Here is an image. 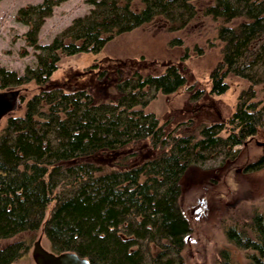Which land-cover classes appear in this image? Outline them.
Wrapping results in <instances>:
<instances>
[{"label": "trees", "instance_id": "obj_1", "mask_svg": "<svg viewBox=\"0 0 264 264\" xmlns=\"http://www.w3.org/2000/svg\"><path fill=\"white\" fill-rule=\"evenodd\" d=\"M58 1L17 8L15 19L27 26L26 44L38 49L35 63L21 73L0 66V89L29 82L39 87L22 114L7 116L0 129V228L11 218L26 217V230L40 228L50 250L74 251L89 264H187L181 255L189 224L178 204L180 176L203 150L241 144L264 118V96L258 98L256 89L264 84V0H213L202 8L220 20L221 58L209 73V91L223 92L228 73L249 84L226 123H201L185 133L165 131L152 112L143 110L141 98L144 87L167 94L184 85L186 77L175 66L159 74L137 73L131 83L122 79L120 93L107 101H94L82 88L68 91L48 82L61 54L96 52L112 35L156 15L168 29L183 27L195 14L191 0H86L88 13L38 44L42 20ZM145 138L155 153L139 163L126 156L111 165L93 158ZM258 162L264 164V156L248 165ZM223 232L244 252L245 264H264V213L253 211L225 224ZM26 249L21 241L6 244L0 264H11ZM215 264L234 263L219 248Z\"/></svg>", "mask_w": 264, "mask_h": 264}, {"label": "rangeland", "instance_id": "obj_2", "mask_svg": "<svg viewBox=\"0 0 264 264\" xmlns=\"http://www.w3.org/2000/svg\"><path fill=\"white\" fill-rule=\"evenodd\" d=\"M41 0H0V66L21 73L26 65L33 66L38 49L26 44V25L15 19L18 7ZM213 0H191L193 17L181 28L168 29L161 15L128 31L116 33L96 52L61 54L48 84L63 90L85 89L94 101L115 99L120 93L117 84L129 83L137 73L159 74L168 65L177 67L186 83L170 93L144 87L142 97L145 112H152L165 131H196L201 123L223 122L233 111L237 96L249 82L238 75L225 76L226 89L221 93L209 91V73L221 58V41L217 37L219 19L202 13ZM86 0H59L45 16L37 33V43L49 42L78 15L88 13ZM234 18L229 24H236ZM47 85V86H49ZM20 98L16 108L0 118V129L7 116L22 114L25 101L38 90L29 82L18 86ZM260 88V89H258ZM258 98L264 96V84L256 86ZM225 134L223 130L220 132ZM155 151L148 140L128 143L114 152L96 153V161L114 164L121 157L141 162ZM264 156V118L256 131L241 144L203 150L179 178L178 204L186 217L189 230L184 237L181 255L187 264H215L217 250L225 248L234 264H245L244 252L229 242L223 232L225 224L243 220L253 211L264 213V164L248 165ZM10 204L3 206L8 208ZM46 208L43 218L49 214ZM0 228V248L21 241L27 244L24 254L11 264H34L30 256L32 242L40 236L41 244L49 249L40 228L26 230V217L10 219Z\"/></svg>", "mask_w": 264, "mask_h": 264}, {"label": "water", "instance_id": "obj_3", "mask_svg": "<svg viewBox=\"0 0 264 264\" xmlns=\"http://www.w3.org/2000/svg\"><path fill=\"white\" fill-rule=\"evenodd\" d=\"M19 98L20 89L18 87L0 89V118L16 108ZM30 256L34 264H89L85 256L74 251L54 252L45 248L40 242V236L32 242Z\"/></svg>", "mask_w": 264, "mask_h": 264}]
</instances>
